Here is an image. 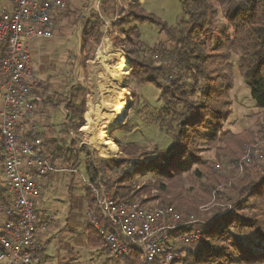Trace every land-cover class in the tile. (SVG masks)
<instances>
[{
    "label": "trees",
    "instance_id": "trees-1",
    "mask_svg": "<svg viewBox=\"0 0 264 264\" xmlns=\"http://www.w3.org/2000/svg\"><path fill=\"white\" fill-rule=\"evenodd\" d=\"M180 2L183 18L175 27L167 29L166 34L167 39L178 48V55L173 66L167 63L163 67V78L160 77L162 73L157 71L162 68L154 67L148 56L142 55L139 49L142 42L136 26L124 27L129 26L131 20H153L138 8L137 2L128 1L129 12H126L118 0H100L98 10L93 9L88 16L80 17V65L84 66L92 58L95 47L104 37L107 21L110 31L113 29L121 36L114 42L124 49L130 59V68L137 73V79L158 87L162 104L154 121L160 128L172 132L174 143L171 147L156 150V158L136 165L129 158L100 159L94 156V152L90 161L91 153L84 145L79 147V151L87 155L84 162L87 177L94 181L99 174L103 175V185L113 187L112 197L117 202L132 201L136 197L138 191L131 189L130 181L132 174L141 172L150 177L145 185L148 190L153 188L171 193V188L184 172L182 162L192 144L191 135L197 136L201 128L212 129L207 142L216 150V160L225 157L237 159L244 144H251L258 133L264 136V126L255 132L251 128L238 133L223 129V123L231 113L229 93L233 88L234 55L238 57V70L242 78L251 88L255 107L264 110V0ZM220 9L225 24L219 26ZM88 93L86 88L78 85L72 88L68 98L62 99V102L67 101L65 110L68 121L58 133L64 134L68 130L79 132L84 122ZM46 141L52 162L60 157L64 163L77 166L78 154L67 155L64 152V136L46 138ZM260 159L262 165L255 167V163H251L250 166L255 168L247 167L236 177L215 171L214 162L195 159L196 175L204 180V191L212 193L222 186L228 195L230 207L218 208L219 211L207 220L202 241L172 264H232V250L242 264L264 263V158ZM130 167L132 173L128 172ZM109 172L115 173L116 178H110L108 182L105 179ZM85 190L92 219L96 216L95 199L88 187ZM3 192H0V199L4 198ZM216 198H221L219 193ZM166 201L168 204L177 203L176 195ZM177 207L183 211L182 204L177 203ZM88 230L90 237H97L91 222ZM243 234H247V238L242 239ZM138 263V253L130 249L124 256L123 264Z\"/></svg>",
    "mask_w": 264,
    "mask_h": 264
},
{
    "label": "rangeland",
    "instance_id": "rangeland-1",
    "mask_svg": "<svg viewBox=\"0 0 264 264\" xmlns=\"http://www.w3.org/2000/svg\"><path fill=\"white\" fill-rule=\"evenodd\" d=\"M118 1L120 6L124 7L123 9L126 12H129V7L127 6L128 1H133L134 3L137 2L138 8L140 7L142 12L149 15L150 17H153L152 21L149 19L131 20L129 26L125 25L124 27L136 26L139 33L140 42L143 44H141V47H139L142 55L144 53L146 56H148L151 64L154 65V67L162 68V70L157 71L162 73L160 77L163 78V75L165 74L163 67H165L167 63H171V66H173L172 63L178 55V48L176 49L172 42L167 39L166 34L167 29L170 27H175L180 19L183 18L180 0ZM97 4L98 0H81L80 4L77 5V8L73 10L72 18L68 19V24L64 26V28H66L65 31H69V29L74 31H72V37L71 35H68L70 37L64 39V45L58 42V44L55 46L58 51H63V47L72 51L76 41L77 46L74 48V50L79 53L80 28L82 25L80 17L86 16L82 15V13L87 14L91 10L96 9ZM73 6L74 4L72 7ZM66 11L68 13L70 12L68 11V8ZM78 22H80V24H78ZM75 24L78 25L76 26ZM108 24L109 23L105 21L104 37L102 38L100 44L95 47L92 58L87 61L84 66H81L79 63L76 77L74 73L72 75V82H74L76 85H81L89 92L86 97V111L83 115V126L79 129L78 133L71 130V132L67 131L64 134H58L60 137L64 136L65 138L64 152L67 155L70 153L78 154L79 163L77 166H75V168L78 170L76 174L79 176L82 174L84 176L82 180L87 178L84 163L87 155L86 153L79 151V147L82 145H84L89 153H91V155H89L90 161L94 152V156L100 159L129 158L133 161V164L136 165L156 158L158 154L156 150L169 148L174 143L172 132H167L165 130L167 128H160L159 124L154 121L158 114L157 111L162 104L158 87L154 83L140 81L137 79V73L132 71V68H130V59L126 56L124 49L117 47V42H114L119 37L121 38V36L118 35V33L113 29L110 31ZM217 24L219 26L225 24L223 20V11L221 9L219 10V19ZM57 40L60 41L59 38H57ZM51 41V38L47 39L46 44L50 43ZM127 47L128 46H126V48ZM118 49L126 56L128 60V81L125 86H118L117 89L128 95L129 101L127 103L126 112H124L122 121L116 125L109 126L104 130L112 144L116 146L117 150L115 153L106 152V154H102L95 140H93L91 136V126L86 121V112H88V110L92 111L91 118L98 127L101 125V123L106 122L107 117L103 115V112L106 113V111L102 108L106 103L109 104L110 101L103 98L102 91L100 89V83L106 78L109 86L114 84V77L111 73H107L106 68L109 69L111 66L116 65L118 59L108 50L114 51ZM232 62L234 64L233 88L229 93V100L231 103L229 109L231 113L228 120L223 123V129L232 133H238L243 129L250 128L254 132L260 131L261 126H264V110L261 109L256 111V109L259 108L255 107L254 105L251 97V88L245 83L240 71L238 70L239 62L237 55L233 56ZM51 112V120L55 125H59L61 127L64 120L67 121L61 108L54 109ZM211 130L212 129L209 127H204L198 130L197 136L195 134L191 135L192 144L188 147V152L182 162L184 172L182 173V177L178 180L177 184L171 188V193L162 192L153 188L148 190L145 185L150 180V177L144 172H141V174L137 175L132 174L130 187L132 190L138 191L136 197H134L132 201L138 202L141 206L148 209H153L155 207L164 205H173L178 211L180 209L177 207V203L182 204L183 211L180 210L179 212L182 214L194 213L203 221L208 220L213 213H217L219 211L218 208H229L230 204L227 201L228 195L222 186H219L212 193H206L204 191L202 186L204 180L196 175L197 164L195 163V159L198 158L203 162H214V166L216 164L221 165L220 170L214 168V166L213 169L221 174H231L235 177L241 175L244 169L247 167L252 169L262 165L263 161L260 158L256 159L252 162V164L255 163V167H251L250 163L249 165L243 166L241 172L237 170L238 168H230L228 164L239 161L241 156L244 154V148L248 145V143L244 144L240 152V156L237 159L230 160L229 158L227 159V157H225L216 160V150L210 147L209 143L207 142V136ZM255 136L256 138L251 144L260 142V145L263 148L261 157L264 158V136L260 133ZM44 147L45 149H48L49 145L45 143ZM61 159L62 158L60 157L54 159L53 166L58 170L51 174L57 176L56 178H58L57 181L59 183L56 186L58 187L53 188L51 186L43 190L40 186L41 194L43 193L41 196L44 199L43 206L45 207L47 214L51 215L52 217L55 214V204H58V206L61 208L64 205V202L66 203V200L69 197L68 186L71 187L69 183L67 184L64 181L62 183L60 181L61 176H66L67 171H64L65 168H69L71 166L64 163ZM59 169L61 170L59 171ZM131 171L132 167L128 168V172L130 173ZM44 177H42L40 181H42ZM97 178H99L101 184L103 185L102 180L104 176L99 174L96 179ZM110 178H116V174L109 172L106 175L105 181L109 182ZM2 179L3 177L0 172V181H2ZM82 185L88 187L87 184L82 181V183L76 184L71 189L74 188V193H79L82 195ZM104 187L109 189V192L112 194L114 190L113 187ZM63 192L65 200L61 196ZM218 193L220 194L221 198H223L222 200H220L221 198H216ZM175 195L177 198V203L173 202L172 204H168V201L166 200H172ZM60 216L61 215H58V217ZM58 237L59 236L55 234L51 244L46 248V254L50 256L51 263L53 264H57L56 255L58 249ZM245 238H247V234L242 235V239ZM181 249L184 252V256L188 250H191V247L179 248L178 251H182ZM60 253L62 252L60 251ZM232 253L234 256V262L232 264H242L239 262L237 253H235L233 250ZM138 258H140L139 255ZM108 263L112 264V262Z\"/></svg>",
    "mask_w": 264,
    "mask_h": 264
},
{
    "label": "built area",
    "instance_id": "built-area-1",
    "mask_svg": "<svg viewBox=\"0 0 264 264\" xmlns=\"http://www.w3.org/2000/svg\"><path fill=\"white\" fill-rule=\"evenodd\" d=\"M13 4L10 10L0 12V70L4 77L0 137L5 176V195L0 199V264H38V178L58 169L34 121L32 91L39 80L33 72L27 41L51 38L53 12L66 11L68 0H13ZM244 149L238 162L228 164L230 168L241 172L263 153L260 142ZM214 168L220 170L221 165ZM83 181L95 199L96 216L91 225L112 258L123 259L132 249L140 257L139 264H172L184 253L179 248L202 241L207 220L196 214H182L173 205L148 209L135 201L117 202L99 178Z\"/></svg>",
    "mask_w": 264,
    "mask_h": 264
},
{
    "label": "crops",
    "instance_id": "crops-1",
    "mask_svg": "<svg viewBox=\"0 0 264 264\" xmlns=\"http://www.w3.org/2000/svg\"><path fill=\"white\" fill-rule=\"evenodd\" d=\"M79 2V3H78ZM81 0H69L68 11L64 12H53V36L52 41L46 44L47 39L40 38L27 41V48L31 57V65L35 77L38 78L39 83L32 91V98L35 104L34 121L40 126L43 137L45 138H59L61 133L58 131L61 127L67 123V112L65 110L66 102H62V99L68 98L72 88H75L76 84L72 82V75L76 73L79 66V60L82 56L80 51L79 42V53L74 48L77 46L76 41L74 47L71 50H67L63 47V51H58L56 45L59 43L63 44L65 38L71 35L72 29L65 31V25L68 24V19L72 18V12ZM74 6L72 7V5ZM14 6L13 0H0V12L2 10H10ZM82 15H86L82 13ZM84 17V16H82ZM80 24V22H78ZM78 24H75L76 26ZM62 29V30H61ZM74 32V31H73ZM59 38L60 41L57 40ZM51 45V46H49ZM64 45V44H63ZM1 57V53H0ZM89 61V60H88ZM3 74L0 70V113L3 106L2 99V82ZM81 86V85H80ZM59 103V104H58ZM61 108L64 112L65 118L61 127L55 125L51 120V111L54 109ZM261 109H256V111ZM1 123V116H0ZM54 130L53 133L51 131ZM70 131V130H68ZM71 132V131H70ZM59 134V135H58ZM46 138L44 141L47 143ZM44 142V144H45ZM49 145V143H47ZM49 148V147H48ZM3 160H4V145L0 137V172L2 174V181L0 184V192L5 195V176L3 171ZM59 160V159H58ZM75 167L70 166L65 168L66 176H61V182L69 183L68 194L69 197L64 202V205L60 208L58 204L55 208V214L52 217L48 215L43 206L44 199L40 196L37 202V223L35 239L41 243L40 250L37 254L38 264H53L51 263L50 256L46 254V248L49 246L57 234L58 237V249L56 255L57 264H123V259L112 258L106 248L103 246L102 240L95 237H90L88 224L91 222V213L88 211L87 200H86V186L82 185V195L74 193L76 184L82 183V174L79 176ZM52 173L46 177L38 178L40 186L43 190L56 186L59 182L58 178ZM50 175V176H49ZM43 194V193H42ZM41 194V195H42ZM64 198V192L61 194ZM61 209V210H60ZM58 215H61L58 217ZM60 251L62 253H60ZM108 261V262H107ZM264 264V263H263Z\"/></svg>",
    "mask_w": 264,
    "mask_h": 264
},
{
    "label": "bare ground",
    "instance_id": "bare-ground-1",
    "mask_svg": "<svg viewBox=\"0 0 264 264\" xmlns=\"http://www.w3.org/2000/svg\"><path fill=\"white\" fill-rule=\"evenodd\" d=\"M108 51L118 59V62L116 65L111 66V68H106L107 73H111L113 75L114 84L109 86L106 78L100 83L103 98L110 101L109 104L106 103L102 108L106 111V113L103 112V115L107 117L106 122L101 123L98 127L91 118L92 111L88 110V112H86V121L91 126V136L93 140H95L102 154H106V152L115 153L117 150L116 146L112 144L104 130L109 126L116 125L122 121L124 112H126L127 103L129 101L128 95L117 89L118 86L121 87L127 84L128 60L119 49Z\"/></svg>",
    "mask_w": 264,
    "mask_h": 264
},
{
    "label": "water",
    "instance_id": "water-1",
    "mask_svg": "<svg viewBox=\"0 0 264 264\" xmlns=\"http://www.w3.org/2000/svg\"><path fill=\"white\" fill-rule=\"evenodd\" d=\"M183 123V122H182Z\"/></svg>",
    "mask_w": 264,
    "mask_h": 264
}]
</instances>
